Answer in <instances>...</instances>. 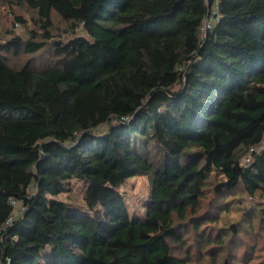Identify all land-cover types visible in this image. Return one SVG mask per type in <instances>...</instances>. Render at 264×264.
Segmentation results:
<instances>
[{
    "label": "trees",
    "instance_id": "1",
    "mask_svg": "<svg viewBox=\"0 0 264 264\" xmlns=\"http://www.w3.org/2000/svg\"><path fill=\"white\" fill-rule=\"evenodd\" d=\"M0 2L39 30L0 42V264H215L264 229V0ZM19 51L48 62L9 65ZM143 175L136 208L119 188ZM72 180L77 209L56 200Z\"/></svg>",
    "mask_w": 264,
    "mask_h": 264
},
{
    "label": "rangeland",
    "instance_id": "2",
    "mask_svg": "<svg viewBox=\"0 0 264 264\" xmlns=\"http://www.w3.org/2000/svg\"><path fill=\"white\" fill-rule=\"evenodd\" d=\"M20 16L24 19L25 24H19L14 17ZM36 16L32 11L17 7L9 6L0 2V42H5L11 37H20L26 39L29 31L39 32L35 24ZM53 33L56 34L55 39L60 37L65 40L62 35L66 24L61 21L55 14L52 15ZM67 39V38H66ZM6 56L7 63L13 67H22L25 63H30L34 68L41 69L48 62L47 55L40 53L33 56H26L21 51L16 54L9 53ZM68 184L70 186L67 193L60 195L56 200L63 202L67 207L77 209L81 205V198L85 194L86 185L81 181L72 180ZM68 184H66L68 186ZM151 180L150 176L143 175L133 177L119 188L121 192L126 193L128 203L136 208H142L143 201L146 200L150 193ZM67 189V188H66ZM257 199L253 201L244 197L241 200H232L226 203L228 210L221 216L218 227H223L225 235L230 234V225L240 221V218L247 219L244 216L245 208L256 206ZM256 222L253 220L252 226L247 230L241 228L238 241H232L225 245L223 251L215 258V264H264V229L257 228ZM239 225V224H238ZM247 231V232H244ZM232 254V256H230ZM213 261V260H212ZM191 264H198L196 260H192ZM203 264L210 263L209 258H204Z\"/></svg>",
    "mask_w": 264,
    "mask_h": 264
},
{
    "label": "built area",
    "instance_id": "3",
    "mask_svg": "<svg viewBox=\"0 0 264 264\" xmlns=\"http://www.w3.org/2000/svg\"><path fill=\"white\" fill-rule=\"evenodd\" d=\"M211 24H212V23H211V20H210L209 18H207V19L204 20V22H203V24H202V26H201V28H200V32H201V35H202V36L204 35V33H205L206 31H208V29L211 28ZM256 151H257L256 148H255V149H250V151L247 153V155L243 158L242 164H243V165L247 164V163L250 161L251 153H252V152H256ZM10 203H11V204H14V200H12ZM22 210H23V209H20V211H22ZM19 213H20L19 211L14 212V214L6 220V222H5V226L11 224L12 221L14 220V218H15Z\"/></svg>",
    "mask_w": 264,
    "mask_h": 264
},
{
    "label": "bare ground",
    "instance_id": "4",
    "mask_svg": "<svg viewBox=\"0 0 264 264\" xmlns=\"http://www.w3.org/2000/svg\"><path fill=\"white\" fill-rule=\"evenodd\" d=\"M9 203H10V202H9ZM10 204H11V203H10ZM11 205L14 207L16 204H15V202H14V204H11Z\"/></svg>",
    "mask_w": 264,
    "mask_h": 264
}]
</instances>
